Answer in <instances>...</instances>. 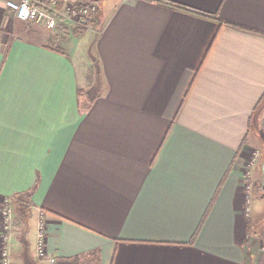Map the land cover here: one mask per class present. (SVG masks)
Listing matches in <instances>:
<instances>
[{"label":"crops","instance_id":"1","mask_svg":"<svg viewBox=\"0 0 264 264\" xmlns=\"http://www.w3.org/2000/svg\"><path fill=\"white\" fill-rule=\"evenodd\" d=\"M116 1L50 30L0 0L12 264H264V0Z\"/></svg>","mask_w":264,"mask_h":264},{"label":"built area","instance_id":"2","mask_svg":"<svg viewBox=\"0 0 264 264\" xmlns=\"http://www.w3.org/2000/svg\"><path fill=\"white\" fill-rule=\"evenodd\" d=\"M6 6L14 11L15 17L25 22L41 24L50 30H54L60 23L64 22L69 28H84L88 26V20L99 12V5L93 1L85 0H6ZM258 153L250 161L245 172L246 190L248 203L246 206L247 215L251 209L252 185L251 178L253 176V168ZM3 202L8 203L6 209L3 205L1 208V221L3 227V235L1 237L2 244L0 249L1 264H12L11 262V227L12 216L9 202L11 198ZM46 227L43 222L39 224V232L37 238V253L40 258H47V238ZM50 264H58L55 257L49 256Z\"/></svg>","mask_w":264,"mask_h":264},{"label":"rangeland","instance_id":"3","mask_svg":"<svg viewBox=\"0 0 264 264\" xmlns=\"http://www.w3.org/2000/svg\"><path fill=\"white\" fill-rule=\"evenodd\" d=\"M117 3V1L116 0H99L98 1V5H99V11H100V9H101V12H103V14H105V16H107L108 14L107 13H109V10L115 5ZM98 14H99V12H98ZM98 14H94L93 16H94V18L92 19V20H94V23H96L95 24V27L97 26V17L99 16ZM92 16V17H93ZM96 20V21H95ZM97 30H99V29H97ZM80 39V43H78V45H79V47L80 48H82V44H84V43H86V41L83 39V38H79ZM85 91V90H84ZM90 93H93V91H91V90H88ZM84 97H85V94H84ZM15 200V199H14ZM14 200H12V202H11V204H10V202H9V207H10V209H11V216H12V219H11V222H12V229H11V232L13 231V227H14V222H15V219L16 218H21L22 216L24 217V215L22 214L23 212H22V209H21V207H19L18 206V208L17 207H15L16 206V204H15V201ZM8 203H6V202H3L2 203V205H3V207H4V209H6V206H4V205H7ZM1 205V206H2ZM21 206V205H20ZM2 234H1V237H2V235L4 234L3 232H1ZM1 244H2V240H1V242H0V249H1Z\"/></svg>","mask_w":264,"mask_h":264},{"label":"trees","instance_id":"4","mask_svg":"<svg viewBox=\"0 0 264 264\" xmlns=\"http://www.w3.org/2000/svg\"><path fill=\"white\" fill-rule=\"evenodd\" d=\"M85 1H93V2H96L98 3L97 0H85ZM169 3V2H168ZM174 7L178 8V9H181V10H184V11H191V12H195V13H199V14H202L204 15L202 12H199V11H196L195 9H191L185 5H182V4H177V3H172ZM85 30H83L82 32H84ZM78 259V258H77Z\"/></svg>","mask_w":264,"mask_h":264},{"label":"water","instance_id":"5","mask_svg":"<svg viewBox=\"0 0 264 264\" xmlns=\"http://www.w3.org/2000/svg\"><path fill=\"white\" fill-rule=\"evenodd\" d=\"M263 159H264V158H263ZM262 172H263L262 185H263V188H264V161H263V168H262Z\"/></svg>","mask_w":264,"mask_h":264}]
</instances>
